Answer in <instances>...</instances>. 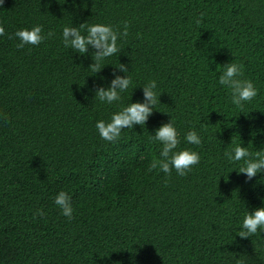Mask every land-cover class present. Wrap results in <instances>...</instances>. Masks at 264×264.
<instances>
[{
	"label": "trees",
	"instance_id": "1",
	"mask_svg": "<svg viewBox=\"0 0 264 264\" xmlns=\"http://www.w3.org/2000/svg\"><path fill=\"white\" fill-rule=\"evenodd\" d=\"M125 21L121 51L98 73L91 45L84 55L64 46L65 26L86 23L87 35L95 24L122 32ZM0 25V264H264V230L239 236L264 207V172L248 180L244 161L224 155L264 150V0H4ZM36 25L55 35L17 48L14 34ZM228 63L258 90L242 110L219 83ZM126 75L119 101L95 99ZM153 80L160 102L146 124L103 140L96 123L143 103ZM171 119L175 151L200 156L185 176L148 171L162 150L152 137Z\"/></svg>",
	"mask_w": 264,
	"mask_h": 264
},
{
	"label": "clouds",
	"instance_id": "2",
	"mask_svg": "<svg viewBox=\"0 0 264 264\" xmlns=\"http://www.w3.org/2000/svg\"><path fill=\"white\" fill-rule=\"evenodd\" d=\"M4 0H0V6ZM197 24L201 23V19L196 20ZM86 23L80 24V28H84ZM80 28L68 27L63 28L62 37L66 48L74 49L76 52L84 55L88 53V46L91 45L95 49L92 54L93 64L89 66L95 73L101 71L105 66H102L103 61L114 54H118L121 48L118 45L120 37L129 35V24L124 22L123 31L114 30L113 27L102 24L87 26V35H82ZM5 35V29L0 25V36ZM15 37L20 43L17 48H23L25 45L38 46L46 39L55 35L49 31L46 35L43 32L42 25L33 26L29 29L18 30ZM12 38V37H9ZM223 74L219 77V83L231 90V103L237 108L243 109L244 102H251L257 95L258 90L251 80L243 79V66L236 63H228L224 66ZM121 71L128 73V67L125 64L119 63L116 67ZM132 84L129 76H116L111 81V86L105 90L104 87L96 89L95 99L100 102L113 103L121 99V93L126 91ZM156 82L150 81L143 87L144 102L130 103L121 111L111 117L110 122L103 120L96 123L99 135L105 141L115 142L121 136L124 129H132L134 125L144 126L148 117L153 112L154 106L160 102L157 93ZM6 118V117H5ZM179 133L175 127V121L171 119L168 123L159 127L152 139L162 144L160 159H154L151 163L149 172L159 169L166 175H170L175 169L180 176H185L191 171L192 167L200 162V156L197 152L186 149L175 151L180 143ZM189 144L201 145L202 138L196 131H189L185 136ZM225 157L230 162L244 161V165L239 168L238 173L246 174L247 179L251 180L258 173L264 172V150L256 151L254 154L248 150V147H242L241 144L236 145L232 151H225ZM71 196L60 191L55 197V204L62 210V214L69 220L73 216V207L71 204ZM45 213L42 210H37L35 216H43ZM243 231L239 233L242 238H248L254 235L259 230H264V207L257 208L251 213H247L243 219Z\"/></svg>",
	"mask_w": 264,
	"mask_h": 264
}]
</instances>
